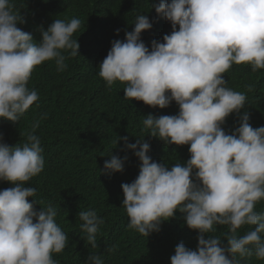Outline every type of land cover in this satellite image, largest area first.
<instances>
[{
  "label": "clouds",
  "instance_id": "9594fccd",
  "mask_svg": "<svg viewBox=\"0 0 264 264\" xmlns=\"http://www.w3.org/2000/svg\"><path fill=\"white\" fill-rule=\"evenodd\" d=\"M95 1L99 5L106 0L86 3ZM119 1L127 14L107 20L105 27L111 31L105 35L110 38L104 39L103 48L97 43L90 61L99 70L92 73H99L109 89L118 84L125 99L161 109L175 101L177 115L149 114L143 125L166 145H190V159L169 169L148 155L147 141L129 143L127 136L119 137L130 158L132 150L141 161L137 178L121 185L128 227L148 237L179 211L187 226L199 232L198 247L192 250L180 243L171 264H241L253 255L264 260V213L254 210L264 199V126L252 127L245 112L233 134L222 127L231 114H240L247 99L227 87L223 74L233 64L264 69V0H154L151 6L149 0ZM46 3L38 4L33 15V28L42 34L37 43L17 27L25 21L12 0H0V118L16 122L39 99L38 92L27 87L37 66L55 61L57 70L64 71L63 53L79 54L73 35L81 21L65 17L61 8L42 15ZM136 5H147L149 17L135 18ZM159 14L171 22L172 32L162 43L153 40L149 50L141 34L158 24ZM38 126L33 125V132ZM42 153L41 140L33 133L22 146L7 145L0 135V181L14 185L0 190V264H57L52 254L67 245L56 209L48 205L37 211L28 201L36 189L24 182L44 170ZM127 160L111 155L104 173L123 172ZM78 216L87 242L95 247L103 219L95 211H80ZM216 225L228 226L227 245L218 237L205 238L216 232ZM245 225L254 230L238 236ZM85 264L104 261L90 255Z\"/></svg>",
  "mask_w": 264,
  "mask_h": 264
},
{
  "label": "trees",
  "instance_id": "16d2710c",
  "mask_svg": "<svg viewBox=\"0 0 264 264\" xmlns=\"http://www.w3.org/2000/svg\"><path fill=\"white\" fill-rule=\"evenodd\" d=\"M12 2L25 21L17 27L31 34L37 43L42 40V34L33 28L38 4L47 2L41 8L44 16L61 8L65 17L78 18L84 24V31L78 30L73 35L80 44L79 54L71 57L63 53L67 57V68L58 71L55 61L37 66L27 87L36 90L39 99L16 122L0 118V135L7 145L22 146L29 133L41 140L44 170L24 183L36 189L35 196L28 198L29 203H33L37 211L48 205L54 207L56 223L68 237L63 252L53 253L52 258L57 264H85L90 255L101 256L104 264H171V257L180 243L197 250L199 232L187 226L184 214L179 211L148 237L128 227L130 218L123 207L121 185L137 178L141 161L132 150L130 158L119 137L127 136L129 143H136L138 139L147 141L150 144L148 155L169 169L190 159V145H166L161 139L150 136L151 130L143 125V119L149 114L156 117L177 115L179 105L175 101L161 109L143 101L125 99L118 84L109 89L99 73L97 76L92 73L99 70L90 61L97 43L103 48L105 40L110 38L105 35L111 31L110 27H105L106 22L126 15L125 4L119 0L101 1L99 5L97 1L86 3V0ZM153 3L154 0H149L150 6ZM144 10L149 11L147 5L136 6L138 16L145 15ZM121 23L118 21V26ZM171 26V22L159 14L158 24L144 31L141 39L151 50L152 41L164 42V35L172 32L168 28ZM223 75L227 87L247 98L240 114H231L222 125L226 133L235 132L245 112L250 115L252 127L264 126V69L254 71L249 64H233ZM36 123L39 126L33 132ZM111 155L128 156L123 172L104 173L105 161L110 160ZM11 187H14L12 183L0 181V190ZM254 210L264 213V199L256 203ZM80 211H95L104 221L99 226L95 247L87 242V234L80 227L83 223L78 216ZM254 227L242 226L237 235L242 237ZM216 229L215 233L205 234V238L218 237L227 245V236L231 235L228 226L216 225ZM261 236L264 239V234ZM241 264H264V260L253 255L241 259Z\"/></svg>",
  "mask_w": 264,
  "mask_h": 264
},
{
  "label": "bare ground",
  "instance_id": "6f19581e",
  "mask_svg": "<svg viewBox=\"0 0 264 264\" xmlns=\"http://www.w3.org/2000/svg\"><path fill=\"white\" fill-rule=\"evenodd\" d=\"M168 3H170L171 2V0H166ZM137 6V5H136ZM145 11V10H144ZM134 14H135V17L137 18V11H135L134 12ZM145 15H147L148 17H149V13L147 12V11H145ZM149 20H150V18H149ZM83 30L84 31V24L83 23H81V27H80V30Z\"/></svg>",
  "mask_w": 264,
  "mask_h": 264
}]
</instances>
